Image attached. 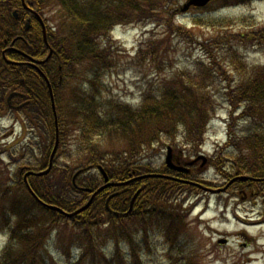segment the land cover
Segmentation results:
<instances>
[{
  "label": "trees",
  "instance_id": "16d2710c",
  "mask_svg": "<svg viewBox=\"0 0 264 264\" xmlns=\"http://www.w3.org/2000/svg\"><path fill=\"white\" fill-rule=\"evenodd\" d=\"M182 1L186 0H31L42 9L53 7L60 9L58 23L54 31L49 32L53 53L40 65L51 84L58 121L62 107L60 97L67 84L66 78L71 76L74 65L84 62L98 63L103 66V71L109 70L114 53L111 32L117 25L151 23L164 26L159 22L165 20L167 31L176 33L175 28L180 29V27L176 26L172 17L175 18L182 12ZM227 1L240 0H222L221 2ZM6 2L0 1V116L2 112L4 114L11 112L12 116L21 117L23 121L27 120L33 131L30 135L31 139L36 138L33 148L39 156L40 161L37 162L45 164L44 168H46L56 140L50 91L47 81L34 65L10 63L1 54V50L6 45L2 44V41L7 40L10 45L17 32V22L11 14V9L4 5ZM149 40L145 50L141 45L133 57L134 63L139 62V66L149 60V55L154 58L157 49L165 42ZM261 40L255 37L250 43L256 41L260 44ZM39 45V50H36L33 45L12 44L31 56L47 57L49 52L45 43L41 41ZM202 46L205 51L202 56L208 61L198 59L191 67V72L183 69L172 73L171 79L160 76L156 81L147 83L141 90V102L138 105L129 106L111 99L109 106L103 105L101 103L103 100L78 98L79 106L76 113L72 114V117L79 122L77 148L69 153L66 152L69 139H67L68 131L64 127L62 118L61 125L59 122V148L51 172L44 177L28 178L36 196L45 203L73 212L84 206L92 193L75 188L73 180L77 171L81 172L75 179L76 184L91 191H96L104 183L98 169L99 165L105 168L111 181L115 182L146 174L174 175L175 173H172L164 162L159 163V168L156 165L157 145L155 144L164 138L174 146L177 144L190 146L193 150L190 155L199 152L208 125L218 110V104L216 106L210 87H214L221 78L228 83L229 89L224 91L219 99L228 104L230 116L238 114L233 123L230 120L227 124V141L218 152V154L222 153L226 159H222L216 166L222 168L224 164L225 169L229 170L227 178L248 175L262 180L255 182L250 179L247 182H237L239 186L253 187L264 184V66L252 68L251 71L254 70L256 74L246 78L244 74L250 71L248 63L231 51L228 45L222 44L220 38H216L210 44L203 43ZM207 46H211L212 50H208ZM9 57L22 60L13 53L9 54ZM151 63L156 66V69L161 70L160 64L154 60H151ZM100 70H102L101 67ZM228 72L235 74L234 80H229L226 75ZM88 84H91V80ZM12 92L23 95L13 97V106L28 103L21 109L9 107L7 97ZM118 137L123 138L122 146L118 142L117 144L120 145L118 149L109 147L110 143L116 147L117 144L114 141ZM149 150H151L150 154ZM20 151L24 152V146L14 150L0 149V156L2 154L12 156ZM61 160L63 163H60ZM39 169L37 166L30 168L32 171L42 170ZM21 175L18 169L17 176ZM49 175L52 176L49 177ZM184 178L188 177L184 176ZM22 183L29 202L37 204L42 210L58 215L60 218H66L44 207L29 192L25 182ZM18 187L22 186L18 184ZM194 189L198 188L171 178L148 177L119 188H109L107 189L111 190L109 192L100 191L88 210L66 219L74 222L75 227L81 229L83 233L89 231L91 227L100 228L98 234L101 235L98 237L97 245L96 242H91L89 245L90 250L95 252L96 247H100L98 243L106 235L109 238H115L119 230L124 231L127 227L125 220L133 217V224L139 228V233L146 234L152 222L154 225H161L162 220L166 223L173 222L172 227L175 226L176 221L174 222V218L170 217L164 208L170 206L169 212H176L174 202H177V197H180L177 195L191 193ZM10 190L8 186L7 192L9 193ZM138 190L140 193L130 213V201ZM113 191H117L118 195L109 202L111 209L109 211L106 202ZM22 215L23 213L20 216L21 221H16L9 233L4 232L3 229L0 230L5 234L8 233L7 245L2 251L3 257H0L1 264H39L37 254L39 255L42 248L38 247H42L44 242L42 245L38 243L32 247L33 255L18 252L16 256L21 260L20 262L12 263L11 260L7 262L10 259L8 254L15 247V239H17L13 230L18 237L26 236L30 234V230L22 227L35 220V217H22ZM97 215L102 218L108 217V222L98 219ZM16 216L19 217V215ZM119 222L122 223L117 225ZM102 224H109L104 232H101ZM35 227L33 232L38 231L40 225ZM39 231L47 241L52 229L44 225ZM125 239L131 240L130 233ZM111 241L114 242V240ZM87 256L88 252L81 260ZM17 257L15 259L19 261ZM105 262L110 264L108 259ZM70 264H80V261Z\"/></svg>",
  "mask_w": 264,
  "mask_h": 264
},
{
  "label": "rangeland",
  "instance_id": "374dc122",
  "mask_svg": "<svg viewBox=\"0 0 264 264\" xmlns=\"http://www.w3.org/2000/svg\"><path fill=\"white\" fill-rule=\"evenodd\" d=\"M184 3L185 1H182V4ZM59 11V7L41 9L43 18L52 32L58 23ZM172 19L176 26L180 27L175 28L176 33L167 31L165 20L159 22L164 26L151 23L117 25L111 32L114 53L111 58L112 66L109 65L107 71H103V66L98 63L84 62L74 65L71 76L66 78L67 84L60 97L62 107L59 122L61 125L63 118L69 139L66 152L77 148L79 122L72 114L76 113L79 106L78 98L103 100L101 103L109 106L111 99L129 106L138 105L141 102V90L147 83L156 81L160 76L171 79L172 73L183 69L191 72V67L198 59L208 61L202 56L205 52L203 43L210 44L220 38L222 44L228 45L231 51L248 63L250 71L244 74L246 78L256 74L254 70L251 71L252 68L264 66V0L219 1L203 8H192L186 13L181 12ZM255 37L262 39L260 44L256 41L250 43ZM149 39L165 42L157 49L154 58L149 55V60L139 66V62L134 63L133 57L141 45L145 50ZM207 48L212 50L211 46ZM151 60L160 64L161 70L156 69ZM226 75L229 80L235 78L232 72ZM223 79L221 78L214 87H210L218 110L208 125L199 152L190 155L193 151L190 146H174L164 138L155 144V162L158 168L159 163H165L168 146L176 149V155L183 162L192 161L201 154L205 155L208 158L206 167L201 169L200 165H197L189 178L211 185L209 187L213 189L225 187L230 179L227 178L229 170L225 169L224 164L222 168L216 165L226 159L218 152L227 141V124L230 120L233 123L238 114L230 116L228 104L219 99L221 94L229 89L228 83ZM90 80L91 84H88ZM11 114L2 112L0 116V149L14 150L24 146V152L0 156V230L9 233L16 221H21L22 213V217H35V220L22 227L30 230V234L26 236L18 237L13 230L17 239L15 247L8 254L10 259L6 260L7 262H20L16 256L18 252L33 255L32 247L44 242L42 247H38L42 248L39 255L37 254L39 264H70L77 261H80V264H106V259L110 264H264L263 183L253 187L233 186L225 192L217 193L205 192L198 188L191 193L177 195L180 197L174 202L176 212H169L170 206L164 208L169 216L174 218V222L176 221L175 226L172 227L173 222L166 223L162 220L161 225H154L152 222L146 234L139 233V228L133 224V217L125 220L127 227L124 231L119 230L115 238L106 235L98 243L100 247H96V251L92 252L89 245L91 242H96L97 245L101 235L98 234L100 228L91 227L83 233L75 227L74 222L44 211L26 199L22 183L24 174L36 166L42 170L47 167L44 168L45 164L37 162L40 161L39 156L33 148L36 138L31 139L33 131L27 120L23 121L21 117ZM114 142H120L122 146L123 138L118 137ZM120 145L115 147L110 143L109 147L118 149ZM180 151L182 155L178 153ZM148 153L150 154L151 150ZM18 169L22 171L20 177L17 176ZM18 184L22 187H18ZM8 186L11 188L9 193ZM97 218L108 222V217L97 215ZM35 225L40 227L38 231L33 232ZM44 225L52 229L47 241L39 231ZM131 226L133 228H130ZM107 227L109 224H102L101 232ZM4 232H0V257H3L2 251L8 241V233ZM129 233L131 240H126L125 237ZM224 239L228 242L224 243ZM131 243L133 244L130 245ZM86 252L88 256L81 260Z\"/></svg>",
  "mask_w": 264,
  "mask_h": 264
},
{
  "label": "flooded vegetation",
  "instance_id": "af4514ba",
  "mask_svg": "<svg viewBox=\"0 0 264 264\" xmlns=\"http://www.w3.org/2000/svg\"><path fill=\"white\" fill-rule=\"evenodd\" d=\"M0 1H4V2L8 1L4 5H7L8 8L11 9V14L15 19V21L17 22L16 23L17 32L15 33V36L11 44L8 45L9 42L7 40L2 41V44H6L5 48L1 50L2 54L4 50L15 47V50H10V49L8 50L7 56L9 57V54L13 53L18 58L22 59L16 61L31 62V60L28 57L37 60L44 59V58H39L38 55L31 56L27 54L25 51L17 48L16 46H12L13 43H18V44L24 43L26 45H33L36 48V50H39L40 42L41 41H43V43L46 42L44 37V31H46L47 40L50 45L49 32L51 28L48 27V23L46 19L43 18V14L41 13L40 6L38 4L35 5L34 2H31V0H0ZM24 1L26 5H24ZM34 30H36V32H34ZM45 46L47 47L49 52V47L46 45V43ZM198 164L200 163L199 162L196 163L195 166H197ZM107 191L109 192L111 190H107ZM113 193H116V191ZM262 222H264V219Z\"/></svg>",
  "mask_w": 264,
  "mask_h": 264
},
{
  "label": "water",
  "instance_id": "95a60500",
  "mask_svg": "<svg viewBox=\"0 0 264 264\" xmlns=\"http://www.w3.org/2000/svg\"><path fill=\"white\" fill-rule=\"evenodd\" d=\"M212 1H215V0H187V2L184 4V6L182 7L181 11L182 12H187L191 7H205L206 5H208L210 2ZM25 4V2H24ZM52 53V52H51ZM50 53V55H51ZM46 60L42 61V62H38V63H44ZM37 62V61H36ZM12 63V62H10ZM42 73V72H41ZM15 95V93L11 94L8 98V100H10L13 96ZM52 98V103H53V107H54V110H55V104H54V97H53V94L51 96ZM55 117H56V124H57V116L55 114ZM57 146H58V132H57V142H56V147L50 157V161H49V166H48V169L44 170V171H41L39 173H36V172H29L26 174L25 178L27 179V176L29 175H32V174H36L38 176H44L46 174H48L50 172V170L52 169V166H53V160H54V156H55V153H56V150H57ZM198 159H203V166L205 165L207 159L205 156L201 155ZM194 162H191V164H193ZM166 165L175 170V171H178V172H189L190 170L180 164H176L174 162V154H173V150L171 147H168V153H167V157H166ZM101 173L103 174V177H104V181L106 182V185L102 186L101 188H99L95 193H93L92 197L90 198V200L87 202L86 205H84L83 207H81L80 209H77L76 211L72 212V213H68L62 209H60L59 207H56V206H53V205H48V204H45L43 203L44 206L48 207L49 209L53 210V211H56V212H60L62 215L64 216H67L69 218L71 217H74L78 214H81L82 212L86 211L92 204L95 196L97 195V193L99 191H101L102 189L106 188V187H109V186H120V185H127L133 181H136V180H140V179H144V178H148V177H166V176H162V175H158V174H146V175H142V176H137L135 178H132L128 181H124V182H119V183H110L109 182V177L106 173V171L104 170V168H102L101 166L99 167ZM177 179V178H175ZM249 179V177L247 176H237L235 178H233L229 184L224 187V188H218V189H213V188H210V187H207V186H204L202 184H198V183H193V182H189V181H185V180H181V179H177L178 181L182 182V183H187V184H192L202 190H205L206 192H211V193H217V192H223L225 191L233 182L239 180V181H247ZM30 188V187H29ZM32 191V190H31ZM139 194V191L134 195L133 199H132V202H131V205L133 204V202L135 201V199L137 198Z\"/></svg>",
  "mask_w": 264,
  "mask_h": 264
}]
</instances>
